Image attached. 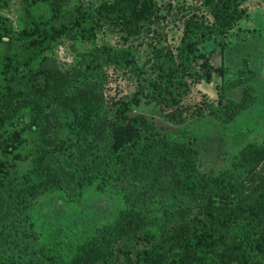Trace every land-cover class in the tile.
Listing matches in <instances>:
<instances>
[{
	"label": "trees",
	"instance_id": "16d2710c",
	"mask_svg": "<svg viewBox=\"0 0 264 264\" xmlns=\"http://www.w3.org/2000/svg\"><path fill=\"white\" fill-rule=\"evenodd\" d=\"M68 1L35 0L45 12L27 10L20 31L0 14V264H264V133L214 171L187 128L231 125L258 102L252 55L224 63L246 0ZM161 19L180 22L178 43L152 40L141 56L128 39ZM105 24L123 45L96 44ZM64 38L90 45L68 67L46 54ZM112 76L136 91L108 98ZM193 86L201 99L183 106ZM145 90L185 128L133 112ZM93 192L114 200L108 219L85 233L40 230L44 202L75 209Z\"/></svg>",
	"mask_w": 264,
	"mask_h": 264
},
{
	"label": "rangeland",
	"instance_id": "374dc122",
	"mask_svg": "<svg viewBox=\"0 0 264 264\" xmlns=\"http://www.w3.org/2000/svg\"><path fill=\"white\" fill-rule=\"evenodd\" d=\"M102 1L113 0H69L70 6L81 5L88 8H95ZM159 3L171 1L174 5H186L192 0H157ZM1 3V2H0ZM246 12L238 22L237 26L227 36L229 43L228 50L224 53V63L227 67L234 69L233 61L245 54L252 55V66L257 72L256 85L258 102L250 110L241 114L236 121L228 126H216L211 119H204L196 124L187 127L201 138L203 157L209 167L214 171L223 169L231 160L233 154L246 142L259 140L264 133V0H246L243 4ZM35 9L45 12V6L36 3L35 0H7L5 6L0 4V14L8 19L12 28L20 31L27 26L26 11ZM142 34L135 39L129 38L127 43L132 42L133 46L139 45L138 51L141 56L148 54V45L152 40L167 47H175L181 35L180 22L161 19L159 22H148L144 24ZM163 30L161 38L156 37L155 32ZM157 38V39H156ZM96 44L108 42L112 45H123V38L117 27L105 24L97 32ZM126 43V44H127ZM90 45L79 40L68 38L61 39L57 44L46 52L56 60L60 67H68L74 62L78 52L88 48ZM214 46L210 42L207 49ZM3 46H0V52ZM213 57L215 64L219 63V54ZM136 86L132 81L112 76L106 88L108 98H120L132 95ZM201 99V92L197 86H193L188 96L183 101V106L192 107L198 104ZM133 112L146 117L156 129L159 130H183L185 126L175 125L166 119L161 107L151 99L147 90L139 103L134 106ZM114 200L107 195L93 192L89 194L84 202L75 209H68L61 202L55 200L44 202L41 207L40 230L45 231L53 227L54 237H58L61 230L73 231L76 233L88 232L94 223L108 219L114 212ZM118 204V201L116 202ZM76 210V212L74 211ZM44 223V224H43Z\"/></svg>",
	"mask_w": 264,
	"mask_h": 264
}]
</instances>
